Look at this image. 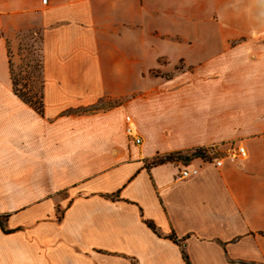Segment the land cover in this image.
<instances>
[{"label":"crops","instance_id":"1","mask_svg":"<svg viewBox=\"0 0 264 264\" xmlns=\"http://www.w3.org/2000/svg\"><path fill=\"white\" fill-rule=\"evenodd\" d=\"M187 2L0 0V264H264V29L231 43ZM17 36L42 113L13 89Z\"/></svg>","mask_w":264,"mask_h":264},{"label":"rangeland","instance_id":"2","mask_svg":"<svg viewBox=\"0 0 264 264\" xmlns=\"http://www.w3.org/2000/svg\"><path fill=\"white\" fill-rule=\"evenodd\" d=\"M187 1L189 5L184 6V11H193V0ZM199 6L203 16V26L209 27L216 24L219 29L232 37L231 43L240 42L241 38H245L243 35L251 29H264V20L257 18L262 17L260 14L264 12V0H201ZM233 33H238V36H232ZM258 38L264 41V32ZM14 39L16 54L13 58L12 77L16 87L29 98H38L41 89L38 55L30 47L32 45L30 37L17 36ZM160 70V68H154L150 74H166L161 73ZM115 102L116 100L107 101L106 106H111Z\"/></svg>","mask_w":264,"mask_h":264},{"label":"built area","instance_id":"3","mask_svg":"<svg viewBox=\"0 0 264 264\" xmlns=\"http://www.w3.org/2000/svg\"><path fill=\"white\" fill-rule=\"evenodd\" d=\"M43 2H45V0H43ZM125 120L127 122V125L125 127V131H126L127 135H129L135 143H139L140 137H138L136 135V133L133 132L131 124H130V117L126 116ZM246 157H247L246 148L244 147V145L238 144L234 147H229L228 149H226L224 155L217 157V158H214L212 160V162L214 163V165L219 166V165H221L223 160H228L229 162H232V163H238V162L242 161L243 159H245ZM197 171H198L197 168H192L189 170L183 169L180 171V177L186 178L190 175L196 174Z\"/></svg>","mask_w":264,"mask_h":264},{"label":"trees","instance_id":"4","mask_svg":"<svg viewBox=\"0 0 264 264\" xmlns=\"http://www.w3.org/2000/svg\"><path fill=\"white\" fill-rule=\"evenodd\" d=\"M40 65V63L38 62V66ZM12 69V68H11ZM12 72V71H11ZM13 74V73H11ZM12 80H13V89H14V92L24 101L26 102L27 104H29L30 106H32L37 112L39 113H42L43 112V103H42V85H41V89H40V93L38 95V98H35V99H32V98H29L27 97L23 92H21L20 90L17 89L16 87V82L14 80V78L12 77ZM194 155L196 154H199V155H202L203 156V152L201 150H195L193 152ZM174 157H180V155H169V156H165L163 158H160V159H156L154 160V162H162L164 160H169V159H173ZM180 158H186L185 156L184 157H180ZM1 223V222H0ZM145 223L147 224V226L153 230V232H155L156 234H160L159 233V230H158V227L156 226V224L151 221V220H145ZM170 238L175 240V237L173 235H170ZM181 253H182V257H183V260L185 261V264H190L189 262V259H188V256L186 254V252L182 249L181 250Z\"/></svg>","mask_w":264,"mask_h":264}]
</instances>
